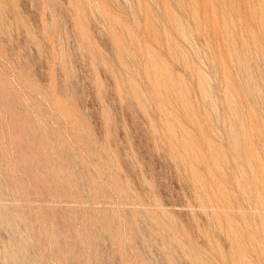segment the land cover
<instances>
[{"label": "rangeland", "instance_id": "1", "mask_svg": "<svg viewBox=\"0 0 264 264\" xmlns=\"http://www.w3.org/2000/svg\"><path fill=\"white\" fill-rule=\"evenodd\" d=\"M0 264H264V0H0Z\"/></svg>", "mask_w": 264, "mask_h": 264}]
</instances>
